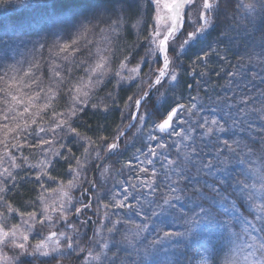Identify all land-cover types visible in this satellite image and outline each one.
Listing matches in <instances>:
<instances>
[{
	"label": "snow or ice",
	"instance_id": "6c2138e0",
	"mask_svg": "<svg viewBox=\"0 0 264 264\" xmlns=\"http://www.w3.org/2000/svg\"><path fill=\"white\" fill-rule=\"evenodd\" d=\"M12 6L13 0H0V9ZM142 7L147 9V24ZM223 7V0H147L146 4L137 0L132 18L138 34H143L146 58L139 68L128 71L141 75L151 71L148 83L157 89L168 85L172 102L162 113L153 103L150 113L145 103L152 101L151 89L144 100L135 96L129 100L127 118L131 120L134 114V127L143 115L139 131L143 139L129 151L122 138L118 143H111L108 136L102 138L108 152L104 159L116 154L111 167L101 173L103 184L95 172L103 149L89 155L81 148L83 172L74 167L76 162L68 165L66 152L81 153L53 139L68 127L64 114L60 113L51 132L42 130L36 135L41 116L50 115L49 106L38 103L39 90L26 91L31 83L13 78L10 83L15 92L9 94L6 105L0 103V241L14 242L26 254L34 249L36 256L51 257V264L65 259L69 243L78 253L74 260L82 264H127L114 243L128 229L131 239L140 235L144 225L130 222L136 217L144 223L151 221L148 231L155 235L145 257L152 264H213V250L199 243V234L204 226L219 224L239 229L231 234L237 241L243 237L238 251L245 264H264V80L257 84L254 74L241 70L244 58L238 59L231 50L236 46L233 35L220 27ZM120 22L129 25L130 35L127 16ZM72 47L70 42L62 45L65 55ZM147 58L154 61V69ZM103 66L98 63L97 69ZM91 87V81L78 85L76 98L89 96ZM77 119L73 112L72 136L82 131ZM88 126H92L90 121ZM22 128L27 130L23 134ZM242 134L249 139L261 136L259 152ZM37 143L42 149L60 148L59 156L66 161L63 175L53 172L49 157L52 162L59 158L51 152L29 155ZM238 164H246L245 171L237 172ZM89 167L92 179L77 188L79 199L73 200L64 184L77 187L75 181H85ZM44 168L47 171L41 172ZM25 181L34 182L29 185L33 191L41 181L43 189L53 191L20 202L17 198Z\"/></svg>",
	"mask_w": 264,
	"mask_h": 264
},
{
	"label": "clouds",
	"instance_id": "9594fccd",
	"mask_svg": "<svg viewBox=\"0 0 264 264\" xmlns=\"http://www.w3.org/2000/svg\"><path fill=\"white\" fill-rule=\"evenodd\" d=\"M57 2L58 0H13V5L17 10H23L36 3L42 7L54 9ZM144 2L146 4L147 0ZM223 3L225 7L221 10L220 27H226L227 31L233 35L232 43L236 46L231 50L238 59L244 58L241 70L250 75L254 74L256 83L259 84L261 80H264V55H261L264 53V40H262L264 38V0H223ZM136 4L137 0H87L86 7L52 15L25 34L11 29L0 31V93H3L0 103L6 105L9 94L15 92L10 83L13 78L16 81L23 78L26 84L31 83L32 87L26 88V91L32 94L39 90L41 99L38 103L47 104L50 112L47 118L41 116L36 135H39L42 130L51 132L53 127L57 126L55 121H58L60 113H63L68 121V127L64 133L56 132L53 139L63 140L64 145L69 149L76 147L78 153H81L82 147H85L89 155L102 148L103 156L96 163L95 168L96 179L102 184L105 182L101 175L103 169L111 167L116 157L113 153L112 158L104 159L108 156V152L102 138L110 137L111 143H118L122 138L125 140L124 147L129 151L137 140L143 139V136L139 135L140 128L144 125L143 115L139 126L134 127L136 125L134 114L131 120L127 118L131 107L129 100L133 96L144 100L151 89L152 101L145 103L150 113L153 103L162 113L167 103L172 102L168 85L157 89L155 84L148 83L152 79L151 71L143 75L139 71L134 74L128 71L131 67L139 68L146 58L145 49L141 47L143 34L142 32L138 34L135 20L132 18ZM140 11L144 14V23L147 24V9L142 7ZM125 16L130 21V35L129 25L120 22ZM82 31H86V35L81 36ZM69 42L73 47L65 55L62 45ZM250 53H256V55L249 56ZM180 58L178 54L177 59ZM147 59L154 69L155 64L152 58ZM98 63H103V68L97 69ZM122 65H124L123 68ZM46 67L47 78L44 77ZM94 69L97 70L94 71ZM27 72H32L33 75L26 76ZM89 81L92 84V87L87 89L90 95L76 98L77 86ZM158 97H163V101H158ZM255 103L258 105L259 101ZM73 112L78 117L75 123L82 129L78 136L71 135ZM3 113L8 114L6 107ZM28 119L31 124L32 118ZM89 121L91 127L88 126ZM9 122L14 123L12 120ZM25 131L27 130L22 128L21 134ZM126 132L130 134L125 136ZM143 132L147 133L148 129L144 128ZM242 135L250 144L255 145V150L259 152L261 136L256 134L249 139L246 134ZM86 137L87 144H85ZM92 137H95L94 142ZM42 152H51L59 158L58 162H52L50 156L49 161L53 172L63 175L62 166L66 161L65 157L59 156L60 148L49 145L48 149H42L37 143L35 151L30 152L29 155L39 157ZM65 156L68 165L76 162L74 167L80 168L83 172V153L77 156L68 151ZM25 159L27 162L28 158ZM88 163L91 165L92 160L90 159ZM246 167V164H238L236 171L243 172ZM46 171L47 168L41 170V172ZM91 179L92 170L89 167L85 181L77 179L75 181L77 187H69L65 182L64 187L73 200L79 199L76 195L77 188H82L83 183ZM31 183L34 182H24V187L17 198L20 202L53 191L52 188L43 189L44 181H41L33 191V188L29 186ZM48 183L51 184L52 181L49 180ZM59 186L57 184L54 187ZM15 191L16 189H13V192ZM0 199H3V196H0ZM130 222L143 224L144 230L133 240L131 229H128L125 235L116 237L114 246L120 252L121 259L126 260L127 264H152L145 257L146 251H151L149 246L155 235L154 232L148 231L151 221L144 223L141 219L131 217ZM35 223L39 226V222ZM82 231H87V228ZM233 231H239V229L219 224L203 227L199 234V243L213 250V264H245L243 254L238 251L243 237L237 241L231 234ZM40 236H44L43 231L40 232ZM67 247L70 250L64 251L65 259L61 261L57 258V264H82L74 260L78 253L75 249H71L70 243ZM0 264H51V257L45 259L42 256H36L34 249H28L26 254L25 251H18L14 242L0 241Z\"/></svg>",
	"mask_w": 264,
	"mask_h": 264
},
{
	"label": "trees",
	"instance_id": "16d2710c",
	"mask_svg": "<svg viewBox=\"0 0 264 264\" xmlns=\"http://www.w3.org/2000/svg\"><path fill=\"white\" fill-rule=\"evenodd\" d=\"M87 0H58L54 9L40 6L38 3L29 5L23 10H14L0 18V31L14 30L17 33L25 34L37 24L43 23L50 16L64 11L86 7Z\"/></svg>",
	"mask_w": 264,
	"mask_h": 264
},
{
	"label": "rangeland",
	"instance_id": "374dc122",
	"mask_svg": "<svg viewBox=\"0 0 264 264\" xmlns=\"http://www.w3.org/2000/svg\"><path fill=\"white\" fill-rule=\"evenodd\" d=\"M14 10H16V6H12L11 8H8V9H0V18H1V16L7 15Z\"/></svg>",
	"mask_w": 264,
	"mask_h": 264
}]
</instances>
